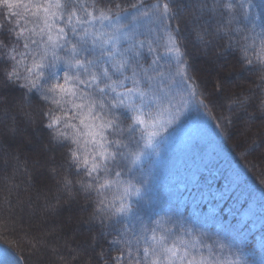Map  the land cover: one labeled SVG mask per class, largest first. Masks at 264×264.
Listing matches in <instances>:
<instances>
[{"label":"snow or ice","instance_id":"snow-or-ice-1","mask_svg":"<svg viewBox=\"0 0 264 264\" xmlns=\"http://www.w3.org/2000/svg\"><path fill=\"white\" fill-rule=\"evenodd\" d=\"M219 6L221 0L211 4L200 0L199 15L193 17L191 12L184 14V5L177 0H0V57L4 58L0 63L6 65L0 70V87L14 82L23 89L21 112L33 125L50 130L49 140L54 142L59 160L48 164V158L38 153L35 163L38 168L48 167L57 177L56 192L62 194L56 196L58 203H69L81 192L87 201L92 192L101 194L112 186L109 165L122 154L119 149L128 146L125 132L143 126L150 145L189 99L207 107L189 83L191 65L184 59L187 51L181 50L185 47L182 32L193 19L215 15ZM222 7L231 25L235 19L231 0ZM221 31L231 47L234 39L228 35L229 29L221 26L217 32ZM195 35L209 42L204 32ZM243 40L240 70L254 71L260 81L256 87L264 90V35L252 36L251 43H247L248 35ZM218 87L224 90L223 84ZM216 127L222 128L220 124ZM124 191L130 195L129 188ZM8 204L11 206L10 201ZM91 208L79 222L89 226L98 222L103 228L91 235L90 245L71 249V259L78 264H233L214 251V246L223 250L225 243L219 238L209 242L207 233L194 235L191 228L181 227L182 234L170 239L157 234V227L142 225L136 233L126 225L114 226L113 218L131 211L123 197L118 204L100 199ZM71 218L69 209V222ZM160 223L155 221L157 226ZM87 247L100 251L90 253ZM59 259L69 264L63 256ZM0 264H23V260L9 261L0 255Z\"/></svg>","mask_w":264,"mask_h":264},{"label":"trees","instance_id":"trees-1","mask_svg":"<svg viewBox=\"0 0 264 264\" xmlns=\"http://www.w3.org/2000/svg\"><path fill=\"white\" fill-rule=\"evenodd\" d=\"M185 1L177 0V2L184 5V8L189 6ZM127 2L128 0H125V3ZM148 2L152 3L155 0H148ZM211 2L212 0H208L209 4ZM224 2L226 0H221V6L217 8L215 15L207 13L199 20L195 19L194 26L197 27L196 31L204 32L205 40L210 37L207 26L209 28L211 21L213 27L220 28L223 26L228 28V35L234 39L233 47L223 54L228 58H233L240 66V63H243V53L240 50V45L246 43L243 37L248 35L249 41L247 43H251L252 36L264 35V0H231L233 4L231 14L235 17L231 25L227 23L225 18L228 13L222 7ZM191 3L192 12L199 15L197 5L200 0H191ZM172 23L175 27L176 21ZM253 24L255 25L254 29ZM237 27L241 29L239 33L235 31ZM143 31L144 29L141 32ZM187 31L188 29L185 27L182 32L185 47H182L181 50L187 51L184 59L191 65L188 75L192 79L189 83L196 89L198 99L203 100L207 107H201L197 99H190L191 105L196 110L192 111L193 113L184 114L179 125L186 124L193 114L196 115L200 112L208 117L211 131L205 132L202 130L207 135H202L207 139L206 143L209 149L207 155L204 157L198 156L200 163L194 165L192 163L194 156L189 158L187 153L199 150L198 141L191 143L190 147H184L185 143L179 144L177 142L176 148L174 150L167 148V152L166 147L161 143L165 145L166 136L170 134L173 127L158 131L151 144L147 145V132L143 126H135L130 133L125 132L124 134V143L128 146L119 149L122 154L118 155L115 161L109 165L111 170L118 169L117 171L120 173L119 181L112 179L111 172L108 176V179L112 181L111 187L102 190L101 194L92 192L90 200L87 201L84 198L85 194L82 192L78 193L76 197L86 204L82 210L83 217H87L91 213V205L96 204L98 200L103 199L106 204L111 202L118 204L123 197L125 203H130L131 211L127 216L113 218L112 224L116 227L126 225L136 233L140 232L142 225L149 227L148 221L159 203L168 204L169 210L176 214L177 212L185 214L188 210L189 215L195 210L203 213L205 204L209 202L215 210L218 208L215 214H210L213 224L221 222V227L227 235L237 234L238 245L245 248L249 244V238L253 237L255 231L264 236V154L262 151L255 150L259 147L262 148L264 144L256 142V146L250 148L251 145L237 143L240 142L241 137L237 135L239 126L236 125L234 113L242 114L244 111L252 113L254 114L251 117L252 122L263 119L264 90L256 87L260 81L254 71H243L247 78H242V86H233L231 94L225 96L224 101L228 102V106L223 107V109L216 106L214 102L216 101L215 98L220 96L219 87L216 85L218 90L211 88L209 92L206 84L201 81L190 53L194 43L187 39ZM219 33L218 38L221 44L227 45L228 36L223 31ZM201 43L205 44V41ZM256 43L259 44V39ZM251 54L253 52L250 49L249 55L251 56ZM0 59L4 58L0 57ZM172 64L174 68V59ZM5 66V64L0 63V70ZM6 88L7 90H13V99L23 102L22 93L24 90L20 89L16 83L9 82ZM160 95H163V93L161 92ZM178 100L179 98L174 103H177ZM48 106L55 108V105L49 104ZM258 110H260V114L257 113ZM153 112L155 115V109H153ZM44 123H47V117H45ZM216 124H220L222 128L218 129ZM258 126H260V123L256 124L255 130ZM39 127L40 131L49 138L50 130L41 125ZM234 131L237 133L235 137H233ZM159 147L163 148L159 149L163 151L161 163L157 162L156 157L159 151L156 149ZM262 149L264 150V148ZM59 150L62 151L63 149ZM144 155L147 158H144L145 161L141 165L140 162L143 160ZM53 176L55 183H57V177L54 174ZM193 176H196V180L193 179ZM180 183L183 184V187H179ZM168 187L170 189L166 190ZM76 188H79V185H76ZM125 188H129L130 195H125ZM163 188L165 191L162 190ZM135 189H139V194H135ZM210 190L219 191L220 194L215 197V194L209 193ZM224 208H227L228 211L223 213ZM196 215L191 214L190 222L196 218ZM249 223L254 225V230L248 228ZM95 225V230L103 228L98 222ZM14 236L12 231L0 226V252L10 253L16 260L21 258L23 264H32V254H34L32 251L35 247L37 250L40 247H34L23 239L15 242L11 240L15 238ZM107 247L105 245L106 250ZM99 251L100 249L97 247L96 252ZM259 264H264V256Z\"/></svg>","mask_w":264,"mask_h":264},{"label":"rangeland","instance_id":"rangeland-1","mask_svg":"<svg viewBox=\"0 0 264 264\" xmlns=\"http://www.w3.org/2000/svg\"><path fill=\"white\" fill-rule=\"evenodd\" d=\"M185 2L189 6L185 5L186 11L184 14L191 12L193 17H195L196 13L192 12L191 0H186ZM194 20L192 24L187 26L188 31L186 34L187 39L194 43L190 53L199 77L206 84L209 92L211 88L216 90L218 88L216 85L220 83L224 85V90L220 91V96H217L214 102L216 106L223 109V107L228 106V102L224 101L225 96L231 94L233 86L241 85L243 77H247H245L246 74L240 70V66L233 58H228L223 54L233 46L228 47L226 44H221L218 38L220 34L217 32L218 27H213L212 21L210 22L209 28L207 26L210 31V37L206 40L209 42L204 44L196 38L197 27L194 26ZM142 30L143 28L140 29V31ZM12 91V89L7 90L6 87H0V226L14 233L15 238L11 240L19 242L23 239L34 247H40L38 250L35 247L32 251L34 253L31 259L32 264H63L59 256H63L69 264H78L77 261L71 259L74 255L71 249H79L85 247L86 244L90 245L91 235L96 232V225L89 226L79 222L87 218L83 217L82 214L86 204L80 201L79 198L76 197L66 204L57 202L56 196L62 194L56 192L57 183L54 181L53 173L48 167L38 168L35 161L38 159V153L48 158V164L57 163L59 156L56 155V151L52 147L53 143L40 131L39 124L33 125L31 120L21 112L19 105L23 102L13 99L14 94ZM5 107L7 112H5ZM194 110L196 109L191 105L189 99L186 107L180 109L177 118L172 124L163 129H171L173 127L170 134L166 136L165 145L161 144L166 147L168 152V149L174 150L176 148L177 142L179 144L185 143L184 147H190L191 143L198 141L199 150H188L191 152L187 153L189 158L194 156L192 163L196 165L200 163L197 157H204L209 151L206 143L207 139L202 135H206L205 132L207 131L210 132L211 126L208 117L201 112L196 115L193 114L191 118L189 117L190 121L186 122V124L179 125V122L183 119L181 117L186 113H193L192 111ZM245 112H242V114L234 113L236 125L239 126V133H236L237 130L234 131L233 137L237 134L241 137L240 142L237 143L251 145L250 148L252 146L255 147L257 143L264 144V123H262L264 118L259 120L260 122H252L251 117L254 114ZM257 113L260 114V110ZM36 118L38 119V116ZM259 123L260 126L255 130L256 128L254 127ZM202 130L205 132H202ZM262 148L259 147L255 150L262 151L264 154ZM159 149L163 148L159 147L156 150ZM157 154V162L161 163L163 151L159 150ZM53 157L55 159H52ZM144 158H147V156H143V160L140 162L141 165L145 161ZM117 170H112V179L114 181H119V177L115 175L118 172ZM193 179L196 180V176H193ZM168 189L170 187L166 188V190ZM66 195V193L63 194V196ZM215 195L218 196L219 194L215 193ZM9 201L11 206L8 204ZM18 201L21 203H18ZM206 207L208 208L206 214L201 211L199 213L193 211L192 213L197 215L190 222L192 213L188 215V210L185 212L186 216L182 214L175 215L167 210V206H161L160 210L156 209L161 214L152 219V224L148 228L157 227V234H166L170 239L182 234L180 230L183 227L184 229L191 228L194 235H198L201 232L207 233L206 239L211 238L209 242L215 241L217 238L222 240L221 231L216 232L215 229L207 230L205 228V225L209 222L207 219L211 210L209 206ZM69 209H71L72 213L70 222L68 220ZM157 220L161 221L158 226L155 224ZM69 223L71 227L65 228L64 225ZM169 229L171 231H168ZM183 235L185 239L188 238L186 232ZM222 241L226 245L224 249H230L227 244L232 243L231 239H223ZM96 250L97 248L87 247V251L90 253H94ZM216 251L217 254L221 253L218 248ZM0 255L9 261L16 260L10 253L0 252ZM253 256L254 260L259 258L258 256ZM245 258L246 254L239 252H237L236 257L227 256V260H231L233 264H236L237 261L239 264H248L247 262H250V260Z\"/></svg>","mask_w":264,"mask_h":264}]
</instances>
